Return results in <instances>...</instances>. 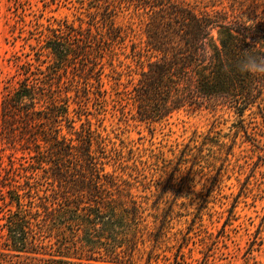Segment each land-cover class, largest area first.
I'll return each mask as SVG.
<instances>
[{"label":"trees","instance_id":"obj_1","mask_svg":"<svg viewBox=\"0 0 264 264\" xmlns=\"http://www.w3.org/2000/svg\"><path fill=\"white\" fill-rule=\"evenodd\" d=\"M88 2V19L41 32L33 61L20 63L17 85L0 103V118L25 153L16 173L10 165L1 178V236L8 249L26 254L27 264H83L97 251L111 253L140 208L116 171L120 163L105 171L112 157L104 137L89 121L76 125L61 78L50 75L81 60L84 73L97 66L98 81L108 64L121 84L114 61L129 47L138 64L146 60L137 82L123 91L140 120L165 119L190 105L226 106L239 117L252 107L264 110V74L239 67L247 55L264 58V0L201 7L190 0ZM129 9L142 27L138 42L130 23L116 22ZM87 55L90 64L83 63Z\"/></svg>","mask_w":264,"mask_h":264},{"label":"rangeland","instance_id":"obj_2","mask_svg":"<svg viewBox=\"0 0 264 264\" xmlns=\"http://www.w3.org/2000/svg\"><path fill=\"white\" fill-rule=\"evenodd\" d=\"M190 1L201 7L214 0ZM89 7L88 0H0V103L17 85L20 63L33 61L41 32L60 21L88 19ZM116 22L131 24L133 41L143 39L131 9ZM129 53L127 47L114 61L121 84L108 64L98 81L97 66L84 73L81 60L48 77L61 78L76 125L89 121L104 137L112 157L105 171L120 163L116 171L140 206L114 251H97L82 263L264 264V110L252 107L239 117L226 106L190 105L165 119L140 120L123 91L137 82L146 60L138 64ZM11 134L0 118V182L10 165L16 173L25 155ZM2 199L0 192V264H27L26 254L3 244Z\"/></svg>","mask_w":264,"mask_h":264},{"label":"clouds","instance_id":"obj_3","mask_svg":"<svg viewBox=\"0 0 264 264\" xmlns=\"http://www.w3.org/2000/svg\"><path fill=\"white\" fill-rule=\"evenodd\" d=\"M239 67L242 72L264 74V58L247 55L244 60L241 61Z\"/></svg>","mask_w":264,"mask_h":264}]
</instances>
